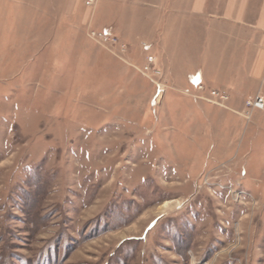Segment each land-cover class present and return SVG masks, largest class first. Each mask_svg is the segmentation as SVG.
Segmentation results:
<instances>
[{
  "label": "rangeland",
  "instance_id": "1",
  "mask_svg": "<svg viewBox=\"0 0 264 264\" xmlns=\"http://www.w3.org/2000/svg\"><path fill=\"white\" fill-rule=\"evenodd\" d=\"M30 20L0 12V264H264V76L199 27Z\"/></svg>",
  "mask_w": 264,
  "mask_h": 264
},
{
  "label": "crops",
  "instance_id": "2",
  "mask_svg": "<svg viewBox=\"0 0 264 264\" xmlns=\"http://www.w3.org/2000/svg\"><path fill=\"white\" fill-rule=\"evenodd\" d=\"M0 10L5 17L44 18L42 30L59 37L84 32L87 23L110 35L136 32L137 19L145 32L149 17L156 32L199 27L211 60L225 57L253 80L264 76V0H99L93 8L84 0H0Z\"/></svg>",
  "mask_w": 264,
  "mask_h": 264
},
{
  "label": "built area",
  "instance_id": "3",
  "mask_svg": "<svg viewBox=\"0 0 264 264\" xmlns=\"http://www.w3.org/2000/svg\"><path fill=\"white\" fill-rule=\"evenodd\" d=\"M99 2V0H84V3L87 7L89 8H93L97 5V3ZM92 35L94 37H99V39L105 41V42H110V43H117L119 42V39L115 36H112V35H108V34H105L103 32H95L93 31L92 32ZM158 87L161 89V84L158 85ZM214 95H220L219 92H213ZM249 105H252L254 106L255 108H264V98H262L261 96H257V99L254 100L253 102H248Z\"/></svg>",
  "mask_w": 264,
  "mask_h": 264
},
{
  "label": "bare ground",
  "instance_id": "4",
  "mask_svg": "<svg viewBox=\"0 0 264 264\" xmlns=\"http://www.w3.org/2000/svg\"><path fill=\"white\" fill-rule=\"evenodd\" d=\"M174 203L176 204V203H179V202H173V201L166 202L161 209H166V208L170 207L171 204H174Z\"/></svg>",
  "mask_w": 264,
  "mask_h": 264
}]
</instances>
